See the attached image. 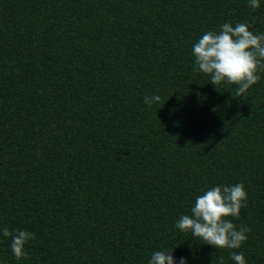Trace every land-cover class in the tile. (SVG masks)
I'll use <instances>...</instances> for the list:
<instances>
[{
	"label": "trees",
	"instance_id": "16d2710c",
	"mask_svg": "<svg viewBox=\"0 0 264 264\" xmlns=\"http://www.w3.org/2000/svg\"><path fill=\"white\" fill-rule=\"evenodd\" d=\"M223 23L264 33V0H0V264H264V72L233 97L192 55ZM238 183L240 248L175 227ZM4 227L35 234L27 258Z\"/></svg>",
	"mask_w": 264,
	"mask_h": 264
},
{
	"label": "clouds",
	"instance_id": "9594fccd",
	"mask_svg": "<svg viewBox=\"0 0 264 264\" xmlns=\"http://www.w3.org/2000/svg\"><path fill=\"white\" fill-rule=\"evenodd\" d=\"M249 7L257 9L260 0H249ZM252 26L244 23H223L220 31H206L192 46L195 69L205 75L213 85L235 84L233 97H242L260 80L258 72H264V33H255ZM159 95L146 96L144 102L151 106L159 102ZM247 192L243 183L232 186L217 185L204 190L195 198L190 214L182 215L175 224L181 232H190L202 244L217 249H237L247 240L250 228L237 227L228 217L239 218L246 207ZM3 236L11 237L10 248L17 260L27 258L25 245L35 234L27 230L10 232L3 228ZM170 251H154L148 264H187L186 257L176 258ZM235 264H246L242 252H231ZM224 264L223 257L219 258Z\"/></svg>",
	"mask_w": 264,
	"mask_h": 264
}]
</instances>
